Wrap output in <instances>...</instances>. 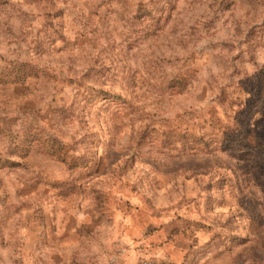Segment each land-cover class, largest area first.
<instances>
[{
    "label": "rangeland",
    "instance_id": "rangeland-1",
    "mask_svg": "<svg viewBox=\"0 0 264 264\" xmlns=\"http://www.w3.org/2000/svg\"><path fill=\"white\" fill-rule=\"evenodd\" d=\"M261 141L264 0H0V264H264Z\"/></svg>",
    "mask_w": 264,
    "mask_h": 264
},
{
    "label": "trees",
    "instance_id": "trees-1",
    "mask_svg": "<svg viewBox=\"0 0 264 264\" xmlns=\"http://www.w3.org/2000/svg\"><path fill=\"white\" fill-rule=\"evenodd\" d=\"M260 148H262V151H263V153H264V141H261V143H259V145H258ZM50 153H53V151H50ZM63 162H64V160H63Z\"/></svg>",
    "mask_w": 264,
    "mask_h": 264
}]
</instances>
